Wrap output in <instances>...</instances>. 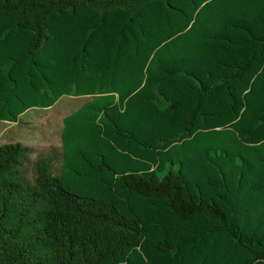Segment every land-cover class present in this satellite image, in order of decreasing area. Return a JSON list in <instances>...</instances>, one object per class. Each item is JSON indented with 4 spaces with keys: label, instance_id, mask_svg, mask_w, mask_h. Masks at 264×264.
Wrapping results in <instances>:
<instances>
[{
    "label": "trees",
    "instance_id": "1",
    "mask_svg": "<svg viewBox=\"0 0 264 264\" xmlns=\"http://www.w3.org/2000/svg\"><path fill=\"white\" fill-rule=\"evenodd\" d=\"M84 96L58 175L0 145V264H264V0H0V122Z\"/></svg>",
    "mask_w": 264,
    "mask_h": 264
},
{
    "label": "rangeland",
    "instance_id": "2",
    "mask_svg": "<svg viewBox=\"0 0 264 264\" xmlns=\"http://www.w3.org/2000/svg\"><path fill=\"white\" fill-rule=\"evenodd\" d=\"M91 98L63 97L49 109H32L19 123L0 122V145L21 143L31 148L30 162L24 176L36 180V164L46 159L51 163V173L58 175L63 168L62 130L64 118L79 109Z\"/></svg>",
    "mask_w": 264,
    "mask_h": 264
}]
</instances>
